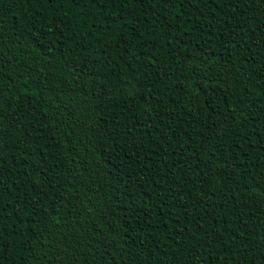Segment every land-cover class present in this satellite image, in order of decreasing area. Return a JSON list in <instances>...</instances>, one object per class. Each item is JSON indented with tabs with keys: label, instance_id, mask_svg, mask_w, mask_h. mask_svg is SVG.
Returning <instances> with one entry per match:
<instances>
[{
	"label": "trees",
	"instance_id": "obj_1",
	"mask_svg": "<svg viewBox=\"0 0 264 264\" xmlns=\"http://www.w3.org/2000/svg\"><path fill=\"white\" fill-rule=\"evenodd\" d=\"M0 264H264V0H0Z\"/></svg>",
	"mask_w": 264,
	"mask_h": 264
}]
</instances>
